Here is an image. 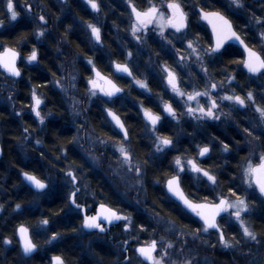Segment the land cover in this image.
<instances>
[{
	"label": "trees",
	"instance_id": "1",
	"mask_svg": "<svg viewBox=\"0 0 264 264\" xmlns=\"http://www.w3.org/2000/svg\"><path fill=\"white\" fill-rule=\"evenodd\" d=\"M52 6L54 14L56 13L55 19L60 15L55 22L54 34L41 42H37L38 60L35 61L34 66L22 69L21 77L18 80L20 88H18L17 94L15 93L18 98L22 99V105L26 107L29 103L30 91L35 88L40 95L43 94L44 103L51 107L50 113H52L53 118L48 120L39 132L41 134L39 140L44 145V149L38 150L31 145H26L23 150L16 148L15 144L23 140L21 138L26 135L25 128L29 131L28 126L32 124L19 126L16 123L20 120L19 118H13L12 114L8 115L4 111L0 112V130L3 131L0 136L2 147L0 159V206H2L0 207L2 210L0 215V264H50V257L53 255L62 256L67 264H124L123 260L126 259V255L119 250L123 243L121 237L118 236L121 229L112 239L101 237L100 240L95 239L92 242L89 236L94 238H98V236L81 234L82 229L78 226L79 215L69 209L66 196L57 193L52 198L49 194L46 197L38 198L40 194L29 189L22 182L20 174L27 171L45 181V173L49 171L50 163L61 161L82 163L84 161L74 149V129L69 122L70 117L66 113L63 99L53 88V82L60 76L61 69L65 75L69 73L72 80L66 81L67 92L70 91L72 85H75L79 92L70 91V95L80 97L82 103L86 105L89 102V95L86 94V87L82 79H88L92 76L91 69L84 63L86 59L91 58L96 68L104 75L110 76L123 88L124 92L122 96L114 100H108L101 94L98 98L91 100L90 107L85 109L83 115L97 134L112 138L118 134L114 132L107 121L104 110L110 108L121 117L129 133V140L126 144L135 147L136 152H132L133 156L140 160L143 168L145 202L151 201L156 211L153 210L161 217L172 221L175 226L182 230L194 231L199 226L197 221L170 200L163 189L165 176L171 171L172 158L166 155L161 160H154L150 157L147 159L145 157L147 152L144 153L143 149L147 140L146 134H144L147 127L143 124L137 108L142 104L156 111L158 110L159 97H163V100L168 102H172V100L163 93L158 74L148 72L150 74H146L145 77L151 84L152 96L149 97L140 91L133 90L131 99L138 101L134 103V100L130 103L129 98H127L129 93L126 90L129 80L114 75L112 62L128 63L127 53L132 48L128 41L121 38L123 25L120 17L125 13V7L120 4L109 5L108 17H110L111 26L115 28L117 35H111L112 32L108 30L105 31V33L110 34L104 35L101 41L103 48L99 52L98 49L89 44L86 32L76 24L77 18L84 15L79 5H68L73 13V16L69 17H61L59 6ZM27 27L26 24L22 23L12 28L8 33L9 43L19 33H26V37L25 35H21V37H24L29 43L32 39L28 36ZM234 55V51H228L214 59L211 72L215 80H222V75H225V68L232 66L231 62H228L229 58ZM170 60L171 57L168 52L161 50V63L172 66L169 64ZM128 65L131 66L130 63ZM132 71L136 77L141 76L136 65L132 67ZM243 82L249 86L246 81ZM155 83H157L156 86ZM257 101L258 104L264 102V96L261 95ZM142 124L143 126H140ZM158 129L161 135L175 140L174 130L168 125L157 127ZM182 130L184 134L181 133V138L176 146L179 151L178 154L184 153V156L191 155L192 148L197 144H211L212 148L220 145L221 142L230 145V152L223 155L220 160L214 159L212 161L209 158L199 160L202 167L210 169L217 176L218 186L215 191L208 192L205 186L198 187L196 191L193 180L184 176L181 183L185 192L196 197L208 195L209 199L220 192L227 195L229 188L242 192L239 165L243 163L247 152L234 132L230 130V134L234 136L233 139L237 142L236 148H233L227 140L230 137L223 135L222 130L216 126L207 123H197L196 126L185 123ZM257 136H260V139L255 140V144L258 150L262 152L264 151V135L260 133ZM144 161L147 163L145 164ZM86 176L91 180L92 191L97 193V197L102 195L108 199H102V203L133 214L136 221L133 220L138 230L140 224H143L147 229L149 228L150 222L140 215V211L133 213L132 211L135 209H122L124 207L123 201H120L118 196L112 195L110 183L103 177L102 173L90 172L87 169ZM156 180H159L160 183H156ZM16 204L21 205L19 210L16 209ZM250 205L251 210H253L249 216L250 227L257 233L258 242L245 241L241 238L240 232L229 226L224 229L226 237L231 238L235 235L241 242L235 248L229 249L228 252H220L217 245L211 243L214 253L212 255L216 259L227 264H264V202L259 196L251 194ZM43 219L49 220L47 226H40L39 222ZM21 224L29 228L30 235L38 245V251L29 258L22 256L15 237V230ZM54 232L60 234L59 238L51 243H45V241L50 240ZM5 238L12 242L5 245L3 243ZM132 254L131 252L129 256L132 257Z\"/></svg>",
	"mask_w": 264,
	"mask_h": 264
},
{
	"label": "snow or ice",
	"instance_id": "2",
	"mask_svg": "<svg viewBox=\"0 0 264 264\" xmlns=\"http://www.w3.org/2000/svg\"><path fill=\"white\" fill-rule=\"evenodd\" d=\"M87 4L94 10L99 11L100 5L97 0H86ZM5 15L10 21H16L19 12L16 10V5L13 0H6L5 3ZM128 7L130 8V22L129 28L132 37L138 41L143 42L147 36L148 31L156 32L161 39L165 40L168 44L175 48L171 39H168L166 32L168 29L173 30V35L181 33L183 39H187V33L184 31L188 28V13L184 10V5L181 0H162L160 4L154 2V0H148V3L143 8H138L134 0H128ZM199 8L197 15L199 19L205 21L211 28V39L209 40V46L207 48H201L199 46V36L197 35L194 39H187L188 57H195L197 62L201 63L202 69L207 74V69L203 68L202 60L204 56H211L215 53H219L221 49H224L225 45L229 41H236L243 47V54L239 60L233 61L234 63L242 66L252 76H264V17L253 16L252 20L256 24L260 25L261 30L259 32L261 44L259 51L256 50V46L250 47L240 34L234 29L233 22L229 19L228 15L224 11L215 8H208L207 5L201 7L199 4L196 5ZM245 7L243 0H228L229 9H243ZM39 20L45 22L44 16H40ZM3 21H0V25ZM87 28L90 29L92 37L97 43L101 41V30L96 24L87 23ZM34 35L37 40L45 36L43 29L36 30ZM21 42L18 39L17 43ZM0 69L9 74L12 77H19L21 75L20 69L17 66V61L20 58V52L15 47H8L6 45H0ZM176 55L179 60L176 63L184 66L183 62L186 60V56L182 54L180 48H175ZM128 58H131L132 53L128 52ZM38 60V51L36 47H33L30 53L26 57L27 63L31 64ZM113 66L116 73L126 74L132 78V82L141 89L151 92L146 80L139 79L133 75L132 69L129 67L127 62H115ZM88 64L92 65L93 76L89 77L87 84L89 86L88 91L90 96H97L102 94L104 97L112 98L118 93H121L123 89L117 85V83L110 78L105 76L99 71L93 60L88 59ZM162 72L164 73L163 79L166 82L172 93L179 97L183 101L184 112L180 115H187L193 119H211L219 120L220 115H229V113L218 114L221 104L219 102L227 101L230 105L239 106L241 108L246 106H253L254 111L257 114L256 120H254L252 127L261 128V135H264V102L257 104L256 97L252 90L247 91L246 95L236 93V90H232V94L225 93L218 97L212 95L219 87L223 86L224 81L211 82L208 81L204 85L203 91L193 87L191 91H186L180 86L181 78L176 70L167 64L162 66ZM75 79V77H73ZM229 84H231L236 78L235 76L226 77ZM162 100L163 112L167 113L172 119L179 121L176 109L173 107V103L164 101L163 97H159ZM201 98H205V103L200 102ZM31 111L35 114L40 124H44L45 115L41 112V105L43 104L42 98L37 94L36 90L33 89L31 92ZM219 101V102H218ZM193 103L195 106H193ZM107 115L111 117L115 126L123 133V136L118 141H113V147L115 148L118 156V163L122 168H125L129 173H135L137 178L136 182L141 183V177L143 175V168L139 160H135L130 147L126 144L129 140V133L125 127L124 122L121 118L110 108L105 109ZM141 111L143 112L144 120L146 121V127L150 126L151 131L156 133L157 124L161 121L162 116L159 112H153L152 109L143 107L141 105ZM48 113L47 115H50ZM28 129L25 128V132ZM243 131L252 140L260 139V136L254 135L253 131L248 127L244 128ZM112 137H108V140H112ZM40 143L39 140L36 141ZM101 144L106 143L105 140H100ZM222 151H230V146L227 143L221 142ZM155 151L157 153H165L166 149H170L174 146L172 138L163 135H156ZM196 157L191 155L184 156V153L176 155L172 159L171 171L166 174L164 184L167 192L174 198L175 202H178L182 209L187 213L192 214L193 217L198 218L199 227L194 231H185L182 234L192 235L194 239H199L202 234H210L215 232L218 235L219 244L225 249H233L240 244L241 240L237 239L236 236L231 238L226 237L225 232L221 226L220 221L224 220L228 223L230 220L239 226V231L242 233L241 238H246L251 241L258 242L257 233L249 226V221L245 218L251 210L250 205V193L249 189L253 192H258L260 197H264V151L258 156L254 152L244 158L243 163L239 165L240 169V180L241 184L245 186L242 192H238L233 188L228 189L227 195L223 192L217 193L209 199L208 195L203 197H196L187 194L182 187V173L191 172L197 175L198 178L203 177L206 179L207 184L215 191L218 186L217 176L208 168L201 166L199 158L205 157L210 153L211 148L209 144H197ZM183 157V158H182ZM146 164L147 161H144ZM66 175L70 178L73 185L77 182V176L73 171L66 172ZM22 176L29 185L43 191L48 187V184L36 175L31 174L27 171L22 172ZM160 183L159 180L155 181ZM80 191L79 188H74L68 194V199L76 209L83 210L82 205L77 203V193ZM2 207V206H0ZM21 208L20 204H16V209ZM227 215V220L225 216ZM115 221H125L124 230L129 231L132 225V219L130 216L122 215L120 211L115 208L109 207L105 203H100L99 207L95 210L94 215L85 214L83 217L82 227L84 229H95L103 233L106 231L104 225H111ZM40 226H47L49 224L48 219H43L39 222ZM140 232L147 231V228L143 224L139 226ZM20 237V244L22 251L25 255H29L35 252L38 248L37 243L34 242L30 235V230L25 225L21 224L17 229ZM166 231H176L175 225L172 221H168ZM59 233L54 232L50 240L45 243H51L58 239ZM133 239L139 240V236L133 237ZM12 241L5 238L3 243L5 245L10 244ZM127 241L124 244L127 245ZM174 247L171 241H165L161 237L160 241L156 239H150L144 241L139 246L135 247L134 251L137 254L140 264H177L176 260L171 259L169 249ZM215 247V245H213ZM127 248H125V251ZM127 259V258H126ZM50 264H67L66 260L59 255H54L51 258ZM181 264H192L190 259H186Z\"/></svg>",
	"mask_w": 264,
	"mask_h": 264
},
{
	"label": "rangeland",
	"instance_id": "3",
	"mask_svg": "<svg viewBox=\"0 0 264 264\" xmlns=\"http://www.w3.org/2000/svg\"><path fill=\"white\" fill-rule=\"evenodd\" d=\"M262 1H264V0H262ZM27 5H29L31 7H32V5L34 6L32 1H30ZM27 5H22L21 10L25 11ZM4 6L5 5H3V7ZM58 9L60 11V7ZM263 10H264V8H263ZM5 11H6V9H5ZM262 14L264 15L263 12H262ZM58 17H60V15ZM58 17H56V19L54 21H56ZM93 19L96 21H99V18H97V17H94ZM34 20L36 22V26H35V27H37L36 30L43 29V27L39 23V18L35 17ZM13 22L14 21H10L7 17V23L9 24V25L7 24L8 25L7 27H10V24ZM86 24L87 23H85V25H83V27H84L85 31H87L86 33H88L89 39H91V41H92L91 31H90V29L87 28ZM257 29L260 31L261 27L258 26ZM43 30L45 31V33L47 32V29H43ZM0 31H1V25H0ZM166 35L168 36V39L172 40V43L175 45V48H180L182 50V54L187 57L186 60L183 62L184 66H182L181 64L176 63V61L179 60V57L176 55L175 48L172 45L168 44L163 39H161V42H157L158 46L160 44L161 49L162 50L165 49L168 52V54L170 55L171 60L169 61L170 62L169 64H171L172 66H170V65L169 66L174 68L176 70V72L179 74V76L181 78L180 86L183 89H185L186 91H191L193 87H196L198 90L203 91L204 85L208 81L217 82V83L220 81H224L223 86L219 87L215 92L212 93V95L214 97L224 95L225 93L230 95V94H232L233 89H235L236 93H238V94L246 95L247 91H245L244 93H241V91H239V89H236V86H233V82L231 84L228 83L226 77L232 76L233 73H231L230 75H222V78H221L222 80H215L212 72L209 73L207 70V74H205V72L202 69L201 63L197 62L195 60V57H188V52L190 50L187 49V39H194L193 37L187 36V39H183V38H181L182 36H178L177 33L175 35H173V31L171 29L167 30ZM129 43H130L131 47H134V51H135V54H133L134 56H131L130 60H132L133 64L137 66V71L140 72V75H141L140 77H137V78L146 80V82L148 83V79L145 77V75L146 74L149 75L150 73H148V72L157 73L159 83L161 84L163 93H165V95H167L172 100V102H170V103H173V107L177 111L179 121L172 119L170 116L167 115V113L163 112L162 101L160 103H158V108L160 109V114L162 116V119L160 121L159 126H157V127H162V125L163 126L168 125L176 133L174 135L175 140H173L174 146L172 148H170V150H171L170 152H174L177 150L176 145H177L178 140L181 137V136H179L178 133H179L180 127L181 126L183 127L185 123H192V124L197 125V123L213 124L216 122L217 124H224L225 127L230 126V127L234 128V125H235L234 114L236 115V113H241V114L243 113V114H248V115L254 114L257 117V114L255 113L253 106H246V107L241 108L239 106L230 105L229 102H227V101H223V102L218 101L221 104V107H220L218 114L229 113V115H227V116L220 115L219 120H211V119L197 120V119H193L192 117L187 116L186 114L180 115V113L185 111L184 107H183V101L179 97H176L172 93V91L168 87H166V82L163 79L164 73L162 72V66L166 63H161V61H158L156 59H150V54L146 55V53H148L150 51L148 50L147 47H145L146 44H145L144 40H143V42H138L132 38V40L129 41ZM23 44L24 43H22V47H23ZM259 44H261V41H259V43L257 44L258 48L260 46ZM203 45H205V44L201 40H199V46L201 48H206ZM30 51H31V49H30ZM30 51H28L26 54H24L23 56L20 57L21 64H23L24 66H27V67L35 65V62H32L31 64H29L26 61V57L30 53ZM212 56H204L203 57V60H202L203 68L207 69V63L209 61H211V59L213 60ZM84 63L87 67L92 69V65L88 64V59H86L84 61ZM254 79H255L254 81H250V84L256 90V91H254L255 92L254 95H255L256 101H257L258 98H261V95L264 96V76H259L257 79L256 78H254ZM67 80L68 81L72 80L71 75L69 73H67V75H65L64 71L61 69L60 76L53 82V88L56 90V92L58 93L60 98L63 99V104L65 106L66 113L70 117L69 122L71 124V127L74 129V142H75V144H74L75 148L74 149L77 151V153L79 154L80 157H82L92 167L96 168L98 170V172L100 171L99 173H102L103 177L109 183H111L112 189L116 191L115 193L119 197L118 199L120 201H123L122 203L124 204V207H122V209H129V207H132L133 209H135L132 211L133 213L140 211V213L143 214V216L145 215L143 218L148 219V222H150V226L147 229V231L140 232L137 228V225L134 223V220L136 221V219H134V217L130 213L128 214L123 210L121 211V210L117 209L118 211L121 212L122 215L130 216L132 219V225H131L129 231L124 230L125 221H118L119 229H121V231L118 233V236L121 237L123 243H124V241L128 242L127 245H125V244L123 245V243H122V247H120V249H119L122 253H124L126 255L127 259L123 260L124 264H140L139 259L136 256L135 251H134L135 247L139 246L144 241H147V240H150L153 238L156 239L157 241H160L161 237H163L165 241H171L173 243L174 247L172 249H169V253H170L171 259L176 260L177 264H181V262L186 260V259H190L192 261V264H227L224 261L216 259L212 255L214 253L212 250L211 243H215V245H217V248L219 249L220 252H223V251L228 252V250H229V249L223 248L219 244L218 235L216 233L211 232L210 234H202L199 239H194L193 236L190 234L189 235L182 234L183 232H185L187 230H182L178 226H175L176 231H174V232L166 231L168 221H170V220L165 219V218L161 217L158 213H156L155 212L156 210L154 209L155 207L151 201H148V203L145 202L146 201L144 198V194H145L144 183L145 182L143 180L144 173H143V176L141 177V183H137L136 182L137 178L135 176V173L127 172V170L125 168H122L119 165V163L117 162L119 154L116 153L115 148L113 147V141H118L121 138V136L117 135L112 140H108V137H103V136L97 134L93 130V128L91 127L89 122L87 121L86 117L83 115L85 112V109L86 108L88 109L90 107L91 100L98 98L101 94L98 93L97 96H90L89 91H88L89 86L87 84L88 79H86V78L82 79L83 84L86 87V91H87L86 94L89 95V102L85 105L84 103H82V99H80V97H75V96L70 95L71 92H74V93L79 92L78 88L75 85H72V88L69 87V88H71V89H69L71 92L70 91L67 92V86H66ZM254 85H256V86H254ZM81 87L83 88V85H81ZM33 89H35V88H32L30 91L29 103H27L26 107H24V105H22L23 101L21 98H18V100H17L18 105L15 107V110L20 111V113H21V116L17 117L20 119L16 122L17 125H19V126L23 125V124L28 125V123L32 124L31 126H28L30 128V130L25 132V134H26L25 137L21 138L23 140H21L15 144L16 148H18L20 150H23L26 145H31L35 149H38V150H40L42 148L44 149V145L42 144V142L39 140L40 143L37 144L36 141L38 139H40V137H41L40 136L41 134H39L41 127L44 126L48 120L53 118L52 113L50 115H47L48 113H50L51 107H49L48 104L46 105L44 103L43 94L40 95L36 89L35 90H36L37 94L43 100V104L41 105V112H42V114L45 115L44 124H40V122L36 118L35 114L31 111V108H30V105L32 103L31 92ZM126 90L129 93V95H128L129 97H127L129 99H131V97H133V90L143 92L144 94H146L148 96H152L151 92H148V91H145L144 89L139 88L132 81H130L128 83ZM5 94L6 95L4 96L3 101L0 100V108L4 105V102L6 103L8 95H10V92L7 91ZM10 96H12V95H10ZM13 99L15 100V97H13ZM133 101H134V103H136L138 100L133 99ZM200 102L202 104H204L205 98H201ZM141 105L137 109H138V113H139L140 117L143 118V112L141 111ZM193 106H195L194 103H193ZM143 107H146V106L143 105ZM12 115L14 116V113H12ZM251 120L253 121L254 119H251ZM147 127H148L147 128V134L150 135L151 142L153 145V151L157 155H159V154L162 155L163 153H157L155 151V145H154L156 135H161L159 133V129L156 133H153L151 131V128L149 126H147ZM2 133H3V131L0 130V136L2 135ZM183 134L184 133L182 130V135ZM239 135L241 137V139H240L241 144L246 148V151H247L246 157L250 154V152H254V154L256 156H258L261 153L258 150L257 145L255 144V140H252V138L248 137L247 134L244 132H240ZM226 137H227V135H226ZM231 139L232 138H227L228 141H230ZM100 140H105L106 143L101 144ZM82 142H84V144H85L84 146H83ZM233 142H234V139H233ZM209 146L211 148V144H209ZM195 150H196V154H197V148H195ZM225 154H227V152L222 151V144H220V145H217L216 147H214L213 151L211 149L210 153L207 154L206 157H203V158L211 157L215 160H220L223 158V155H225ZM74 168L76 169V172L78 173L77 177H78V181L80 183L81 191H82V193H81L82 195L80 198H81L83 203H85V204L87 203L88 204L87 206H90L91 204H100L101 202H103V201H101L102 199L108 200L105 198L106 196L102 197V195H101V197H96L93 194L92 188H90L91 187V185H90L91 180L86 177V173L81 172L82 171L81 169H77L76 167H74ZM80 172H81V174H80ZM184 174L191 175L197 182L202 183L204 185H208L206 179L203 177L198 178L196 174L191 173V172H185V173H182L181 175H184ZM46 179H49L48 172L45 173V180ZM88 180H89V182H88ZM65 184H66V181H65ZM67 185L70 186V183H67ZM241 186L243 187V189L245 188L244 185H241ZM248 191H249L250 195L254 194L255 196L256 195L259 196L258 192H253L251 189H249ZM48 193H50V192L44 191V192L40 193V196L38 198L46 197V196H48ZM87 208H89V207H87ZM252 211L253 210H250V213L245 217L249 221V226L251 225L249 216L252 213ZM1 214H2V210L0 209V215ZM226 219H228L227 215H226ZM82 222L83 221L79 220V228H81ZM229 222H232L237 228L236 231L240 232L239 226L234 222V220H230ZM188 232H190V231H188ZM81 234L92 235V233L85 231V230H82ZM137 235L139 236V240L133 239V237H135ZM241 236H242V233H241ZM89 237H90V240L92 242L95 239H97V241L100 240V238H94L92 236H89ZM243 239L245 241H249V242L251 241V240H248L246 238H243ZM51 242H53V241H51ZM47 245H49V244H47ZM125 248H127L126 251H125ZM131 252L133 253L132 257L129 256V254Z\"/></svg>",
	"mask_w": 264,
	"mask_h": 264
},
{
	"label": "flooded vegetation",
	"instance_id": "4",
	"mask_svg": "<svg viewBox=\"0 0 264 264\" xmlns=\"http://www.w3.org/2000/svg\"><path fill=\"white\" fill-rule=\"evenodd\" d=\"M30 1L33 2L34 6L32 5V7H31V6L27 5ZM13 2L16 5V10L19 12V16H18L16 21H14L13 23L10 24V27H7L9 24L7 23V17L5 15V7H3V5H5V3H6V1L0 0V4H1L0 5V21H3V24H4V25L2 24L3 26L1 25L0 45H6L8 47L17 48V50L20 52V57L23 56L24 54H26L28 51H30V49L32 50L33 47H36L37 42H41V41L45 40L47 37L53 36L54 30H55V22L56 21H54V20H55L56 13L54 14V8L52 5H58L60 7L59 14H61V17L73 16V13L70 10V7H68V5H79L80 10L84 15H83V17L79 16L77 18V22H76L77 26L79 28H82L84 32H87V31H85V29L83 27V25H85V23L96 24L101 30V41H102L104 35L108 36L110 34L108 32L105 33V31H107V30L112 32L111 35H114V36L117 35L115 28H113L111 26V19H110V17H108V15H109L108 10H109V5H119L120 4L123 7H125V13L123 14L122 17H120L121 18V24L123 25L122 26V32H121V38L128 41V42L131 41L133 38L131 35L130 28H129L131 10L128 7V0H97V2L100 5V10L98 12L94 11L87 4L86 0H13ZM134 2L138 8H143L147 5L148 0H134ZM154 2H156L157 4H160L162 2V0H154ZM181 2L184 5V10L188 13V28L184 31L187 33V36H189V37L191 36V37L195 38L198 35L199 40H201L205 44V45H203L204 47L207 48L209 46V40L211 39V33H210L207 25H205L199 19V16L197 15V13L199 11V8L196 7L197 4H199L201 7L207 5L208 8H215V9H220V10L224 11L225 14L228 15L229 19H231V21L233 22L234 29L238 32V34H240L242 36V38L245 40V42L250 47L255 45L256 50L259 51L257 44L261 40H260V35H259L260 31L257 29V27L260 25L256 24L255 21L252 20V17L253 16L264 17V15L262 14V12L264 13V10H263L264 1H262V0H243V3L245 5V7L243 9H229L228 8V0H181ZM22 5H27L25 11L21 10ZM40 16H44V18H45V22H41L39 20V23L43 27V29H47V32L45 33L44 37L37 40L35 35H34V32L37 29V27H35L36 22H35L34 18L35 17L39 18ZM94 17L99 18V21L94 20L93 19ZM22 23H24L28 26L27 27L28 31H29L28 36L32 40L28 43V41L25 40L24 37H21V35H25V37H26V33H19L13 39V41L9 43V40H8L9 31L12 28H14L16 25H18V24L21 25ZM119 23H120V21H119ZM177 35L182 36L181 33H177ZM86 38H87L89 44L93 48L98 49L99 52L102 50L103 45H102L101 41L99 43H97L93 37H92V41H91V39H89L88 33H86ZM18 39L21 40V42L19 44L17 43ZM144 41L146 44L145 47H147L148 50L150 51V52L146 53V55L150 54V59H156V60L161 61V50L162 49H161V45L159 44V46H158V44H157V42H161L160 36L156 32L149 30L147 36L144 38ZM22 43H24L23 47H22ZM162 51L167 52L165 49ZM228 51H230V52L234 51L235 55L231 56L229 58L228 62H231L232 66L225 68V70H224L225 75H230L231 73H233L232 76H235V78H236L233 81V86H236V89H239V91H241V93H244L245 91L252 90L253 93L255 94L254 91H256V90L250 84V81H254L255 80L254 78L257 79L259 76L258 75L257 76L249 75L248 73H246L244 71L242 66L233 62L235 60H239L243 54V51L235 44H231V43L226 44L224 49H221V51L219 53H215V54H213V56L211 55L213 57V60L211 59V61H209L207 63L208 72L211 73V71L213 69L212 63H213L214 59L218 58L222 53L228 52ZM128 52H131L132 56H134L133 55V54H135L134 47H132L131 50H128ZM128 63L131 64V66L129 65V67L131 69H132V67H135V65L133 64V61L130 60V58H128ZM17 66L19 67L21 74H22V69L27 67V66H24L23 64H21L20 58L17 61ZM32 66H34V65H32ZM32 66H28L27 68L32 67ZM20 77H21V75L19 76V78H13L9 74L4 72L3 69H0V100L3 101V98L6 95L5 93L7 91H9L10 95H12V96L8 95L6 103L4 102V105L0 108V112L4 111L8 115L14 113L13 118L21 116L20 111L15 110V107L18 105V102H17L18 97L15 95V93L17 94V90H18V88H20V83H18V80L20 79ZM128 80H129V82L132 81V79H128ZM243 81H246L248 83V85L251 87L245 85V83ZM148 85H149V87H151V84L148 83ZM156 85H157V83H155V86ZM254 86H256V85H254ZM13 97H15V100L13 99ZM149 97H151V96H149ZM132 101H133V99H129L130 103ZM160 102H161V99H159V103ZM257 104H258V101H257ZM152 111L160 113L159 108L156 111L152 109ZM255 117H256V115H254V114H252V115L251 114H249V115L243 114V113L242 114L236 113V115L234 114L235 119L234 118L233 119H234V122L236 125V126L234 125L235 129L233 127H230V126L225 127L224 124H217L216 122L213 124H210V123H207V124L208 125L210 124V125L216 126L217 128H220V130H222L223 135H225V136L227 135L230 138H232L229 142L231 143L233 148H236L237 142L235 139L233 142L234 136L232 134H230V130H232L234 132V134L239 138V140L241 139V137L239 135L240 132H244L243 129L246 127H248L250 130H252L254 135L260 134L262 131L261 128H253L252 127L254 120H256V118H257V117L255 118ZM141 119H142L143 124L146 125V121L144 120V117ZM251 119H254V120L252 121ZM143 124L140 126H143ZM159 124H160V122H159ZM188 124H192V123H188ZM192 125L196 126L195 124H192ZM142 131H141V133H143ZM174 133H175V131H174ZM181 133H182V126L180 127V130L178 133L179 136H181ZM144 134H146L147 140L145 141L146 144L144 145L143 149H144V153L147 152V155L145 156V157H147V159H149V157H150L151 159H154V160L155 159L161 160V158H165L166 155H169L173 159L174 156L180 155V153L178 154V152H179L178 149L176 151H174L173 153L170 152L171 151L170 149H166L165 153H163L162 155L161 154L157 155L153 151V145L151 142L150 135L147 134V130ZM239 142L241 143V140ZM82 144H83V146L85 145L84 142H82ZM195 148H196V146H194V148H192L193 152H192L191 156H193V157H196ZM243 148L246 150V148L244 146H243ZM130 149L132 152H136L135 147L134 148L130 147ZM211 149L213 151L212 147H211ZM228 152H230V151H228ZM186 156H188V154ZM80 158L82 160H84L82 157H80ZM134 158H135V160H139L136 157H134ZM197 159L202 160V159H206V158L197 157ZM209 159H211L212 161L214 160L211 157H209ZM74 167H76L77 169H81L82 170L81 172H85V173H86L87 169L90 170V172H92V171H94V173L98 172V170L96 168L92 167L85 160L82 163L81 162L80 163L62 162V161L61 162H52L49 164V171H48L49 179L45 180V183L48 184L46 191L50 192L48 194L50 195L51 198L53 196H55L57 193L58 194L61 193L62 195L66 196L69 209L72 210L74 213L79 215L78 221L79 220L83 221L84 215L81 214V210L75 209L73 206H71L70 200L68 199L69 192L72 191L75 187H73L70 178L66 175V172L73 171V173L77 176L78 173L76 172V169ZM81 172H80V174H81ZM184 176L189 177L191 180H193L194 189H196V191L198 190V187H201V186L202 187L205 186L207 188L208 192L213 191V188L211 186L204 185L202 183L197 182L191 175L184 174V175H182V178ZM65 181H66V184H65ZM88 182H89V180H88ZM67 183H70V186L67 185ZM240 184H241V180H240ZM76 188L80 189V191L77 193V203H79L83 207H85V214L92 215L95 212L96 206L99 204H91L90 206H87L88 205L87 203L85 204L82 202V200L80 198L82 195L81 194L82 191H81L80 183L78 181V177H77ZM110 189H111L112 195H114V197H116L117 196V194L115 193L116 191L112 189L111 183H110ZM163 189H164V184H163ZM164 192H165V190H164ZM35 193L40 194L42 192H40V193L35 192ZM93 194L97 197V193L93 192ZM262 201L264 202L263 199H262ZM87 207H89V208H87ZM132 209H133L132 207H129V210H132ZM185 213L187 215H189L192 219L197 221V223H198V219L194 218L193 216H191L187 212H185ZM63 215H64V213H63ZM131 215L133 216V214H131ZM141 215L143 216V214H141ZM223 215L225 216V220H227L226 214H223ZM220 223H221L223 230L229 226H232L235 229H237L236 226L232 222L225 223L224 220H221ZM118 224L119 223H117L113 226H110L108 229L105 228L106 231L103 233L99 232L98 230H92V231H88V232L96 235V237L98 236V238L108 237L109 239H112L116 235L117 231L119 230ZM198 225H199V223H198ZM81 229L83 230L82 224H81ZM15 232H16V230H15ZM212 233H215V232L213 231ZM17 243H18V241H17Z\"/></svg>",
	"mask_w": 264,
	"mask_h": 264
},
{
	"label": "water",
	"instance_id": "5",
	"mask_svg": "<svg viewBox=\"0 0 264 264\" xmlns=\"http://www.w3.org/2000/svg\"><path fill=\"white\" fill-rule=\"evenodd\" d=\"M202 21V20H201ZM205 25H207V27H208V29H209V31H210V33H211V28H210V26H208V24L205 22V21H202ZM211 35H212V33H211ZM95 40V39H94ZM229 43H231V44H235V45H237L242 51H243V47L239 44V42H236V41H229V42H227L226 44H229ZM112 69H113V71L116 73V71H115V68H114V66L112 67ZM244 69V68H243ZM244 71L246 72V73H248L247 72V70L246 69H244ZM93 74V73H92ZM103 74V73H102ZM117 75H119V76H122V77H126V78H128V79H132L131 77H129V76H127L126 74H122V73H116ZM249 74V73H248ZM250 75V74H249ZM106 76V75H105ZM257 76V75H256ZM12 77V76H11ZM13 78H19V77H13ZM123 94V91L121 92V93H118L115 97H112V98H108V97H106V98H108V99H114V98H116V97H119V96H121ZM108 109V108H107ZM113 111V110H112ZM104 113H105V116H106V118H107V120H108V122L111 124V126L113 127V129L118 133V134H120L121 136H123V133L122 132H120V130L115 126V124H114V122L111 120V117H109L108 115H107V112L106 111H104ZM119 116V115H118ZM120 117V116H119ZM122 120V119H121ZM158 125V124H157ZM1 157H2V147H1V145H0V159H1ZM20 177H21V180H22V182L28 187V188H30L31 190H33V191H35V192H43V191H38L37 189H35L34 187H32L31 185H29L28 184V182L27 181H25L24 180V178H23V176H22V173L20 174ZM73 185V184H72ZM76 185H77V182H76V184L75 185H73V187H75L76 188ZM164 190H165V193H166V195L172 200V201H174V198H172L171 197V195L167 192V190H166V187H165V184H164ZM262 199L264 200V197H262ZM175 202V201H174ZM175 203H177L178 204V202H175ZM70 204H71V202H70ZM179 205V204H178ZM71 206H73L74 208H75V206L74 205H72L71 204ZM180 206V205H179ZM99 207V205H97V207H96V209ZM181 208H182V206H180ZM82 208H83V210H81V214L82 215H85V207H83L82 206ZM76 209V208H75ZM95 209V210H96ZM95 214V212L92 214V215H94ZM188 214H190V213H188ZM191 216H192V214H190ZM194 218H196V217H194ZM196 219H198V218H196ZM118 223V221H115V222H113V224H111V225H108V224H105L104 226H105V228L106 229H108L110 226H113V225H115V224H117ZM19 227V226H18ZM18 227L16 228V232H15V236H16V239H17V241H18V246H19V249H20V252H21V254H22V256L24 257V258H29V257H31L33 254H35L36 252H37V250H38V248H37V250L35 251V252H33V253H31V254H29V255H25L24 253H23V251H22V247H21V244H20V237H19V233H18V231H17V229H18ZM84 229V228H83ZM85 231H90V229H84ZM91 230H94V229H91ZM136 254V253H135ZM136 256H137V254H136ZM52 258V257H51ZM51 258H50V261H51Z\"/></svg>",
	"mask_w": 264,
	"mask_h": 264
}]
</instances>
